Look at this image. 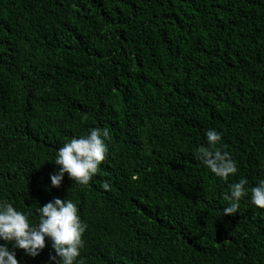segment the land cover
<instances>
[{"label":"trees","instance_id":"obj_1","mask_svg":"<svg viewBox=\"0 0 264 264\" xmlns=\"http://www.w3.org/2000/svg\"><path fill=\"white\" fill-rule=\"evenodd\" d=\"M0 264H264V0H0Z\"/></svg>","mask_w":264,"mask_h":264},{"label":"bare ground","instance_id":"obj_2","mask_svg":"<svg viewBox=\"0 0 264 264\" xmlns=\"http://www.w3.org/2000/svg\"><path fill=\"white\" fill-rule=\"evenodd\" d=\"M65 34V33H64ZM104 197V196H103Z\"/></svg>","mask_w":264,"mask_h":264}]
</instances>
